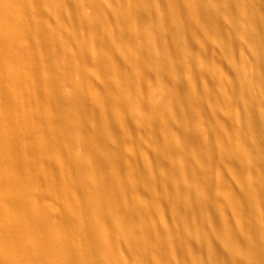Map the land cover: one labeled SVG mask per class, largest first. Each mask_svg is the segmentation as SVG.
I'll use <instances>...</instances> for the list:
<instances>
[{
    "label": "bare ground",
    "instance_id": "bare-ground-1",
    "mask_svg": "<svg viewBox=\"0 0 264 264\" xmlns=\"http://www.w3.org/2000/svg\"><path fill=\"white\" fill-rule=\"evenodd\" d=\"M0 264H264V0H0Z\"/></svg>",
    "mask_w": 264,
    "mask_h": 264
},
{
    "label": "rangeland",
    "instance_id": "rangeland-1",
    "mask_svg": "<svg viewBox=\"0 0 264 264\" xmlns=\"http://www.w3.org/2000/svg\"><path fill=\"white\" fill-rule=\"evenodd\" d=\"M160 6H161V7H160ZM159 8H160V10H159L160 12L166 14V10L164 9V7H162V5H161L160 2H159ZM162 8H163V9H162ZM163 10H165V11H163ZM22 39H23V38H22ZM22 39H21V41H23V40L26 41V39H23V40H22ZM5 71H6V69H5ZM32 86H33V87H36L34 84H33V85L31 84V87H32ZM155 87H156V86H155ZM134 136H135V134H134ZM121 260H124V259L122 258Z\"/></svg>",
    "mask_w": 264,
    "mask_h": 264
}]
</instances>
